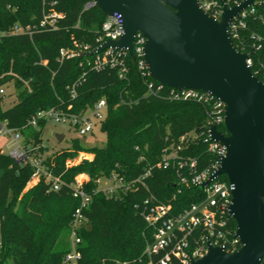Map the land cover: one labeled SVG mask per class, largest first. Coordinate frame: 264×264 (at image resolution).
<instances>
[{
  "label": "trees",
  "instance_id": "1",
  "mask_svg": "<svg viewBox=\"0 0 264 264\" xmlns=\"http://www.w3.org/2000/svg\"><path fill=\"white\" fill-rule=\"evenodd\" d=\"M220 1V0H217ZM92 0H0V32L15 26L35 25L44 13H62L57 31H36L32 35H6L0 39V86L13 81L9 72L30 81L32 93L20 91L13 84L16 103L3 110L0 97V120L18 131L23 146L35 158L48 153L42 132L29 121L40 111L57 110L67 116H78L92 109L100 100L106 103V115L99 129L106 136L103 147L83 148L79 140L69 148L47 156L41 165L60 181L52 190V182L44 177L24 193L35 173L30 163L19 164L0 151V264H63L71 251V223L81 200L73 195L76 178L86 175L84 191L91 197L84 209L85 224L77 231L80 258L77 264H144L147 243L154 229L143 217L146 200L170 205L178 214L205 199L199 187L179 183L178 173L187 174L178 159L197 161V171L214 161L205 139L208 134V104L196 100H171L172 89L159 86L138 67L130 56L125 59L127 73L94 68V56L81 57L85 47H98V37L106 16L96 7L86 9ZM264 5L247 17L246 27L233 39L235 47L248 54L252 73L264 81ZM260 37L258 41L256 38ZM259 47V48H258ZM69 54L60 60V51ZM72 54V55H70ZM4 76V77H3ZM3 77V78H1ZM155 85L150 94L148 85ZM225 132L224 126L218 127ZM177 153L167 168L156 165L163 153ZM91 153V160L67 167L81 153ZM144 185L137 183L146 171ZM116 174L129 190L114 195L99 191L97 181ZM228 182L226 177L220 179ZM136 182V183H135ZM19 204L21 212L15 211ZM230 239L236 223L229 221ZM238 250L240 245H237ZM264 264V260L263 263Z\"/></svg>",
  "mask_w": 264,
  "mask_h": 264
},
{
  "label": "water",
  "instance_id": "2",
  "mask_svg": "<svg viewBox=\"0 0 264 264\" xmlns=\"http://www.w3.org/2000/svg\"><path fill=\"white\" fill-rule=\"evenodd\" d=\"M255 0L223 6L219 19L205 12L199 0H92L105 16L122 18V35L97 49L81 53L92 57L108 49L126 51L135 62V36L146 38L143 59L148 76L160 85L195 90L226 105V135L208 125L210 140L226 154L210 179L225 176L232 188L229 216L236 223L240 249L227 253L207 245V253L189 264H262L264 260V82L247 63L249 55L234 45L229 27ZM58 142L64 137L56 135Z\"/></svg>",
  "mask_w": 264,
  "mask_h": 264
},
{
  "label": "built area",
  "instance_id": "3",
  "mask_svg": "<svg viewBox=\"0 0 264 264\" xmlns=\"http://www.w3.org/2000/svg\"><path fill=\"white\" fill-rule=\"evenodd\" d=\"M244 1L245 0H199V3L205 12L209 13L214 18L219 19L223 13L224 4L228 8H232ZM262 5H264V0H255L251 6L242 11L239 17H235L232 20L229 27L232 39H239V31L246 27L245 20L247 17L253 16L256 13L257 6ZM92 7L93 2L86 5V9ZM62 17V13L56 11L44 13L40 21L35 25H17L7 33L0 32V39L6 35H32L36 31H57L59 29V20ZM262 22L264 23V19ZM122 24L123 21L119 14L115 13L111 16H106V20L102 25L97 40L98 47L108 40H117L123 33ZM256 39L258 41L261 40L260 37ZM145 43V36L138 33L133 42V51L139 69L141 71H146L148 75L147 66L143 59V48ZM90 51L89 47H85L78 53V55ZM68 54L67 51L61 50L60 60H63ZM128 56L129 54L126 51L108 49L94 55V68L96 70H101L106 67L111 69L116 68L119 70L120 78H124L127 73L125 59ZM247 63L252 66L250 56ZM7 76L13 77V81L0 86V97L6 95L5 87L11 83L15 84L16 81H19L21 85L19 91L32 93L30 81H25L12 72H9ZM158 85L157 90L164 87L159 83ZM148 90L150 94H155V85L150 83L148 85ZM169 98L176 101L196 100L208 104V125L213 124L217 129L220 126H224L226 105L221 100L204 92L191 89L182 91L172 89ZM105 115L106 103L104 100H100L92 109L78 116H67L64 113L53 109L40 111L31 118L29 125L34 129H38V123L41 120L46 122L50 119L56 122L70 121L79 136H86L93 132L95 125L100 126ZM224 134L226 135V133ZM0 135L12 136L14 140L18 142L17 147L12 150L10 154L12 159L19 164L30 163L35 167V173L32 176L31 181L36 184L42 177H44L47 181L52 182V190L57 191L59 189L60 181L49 175L41 163L31 160L28 150L24 146L19 145V142L23 140L21 134L15 129L10 128L6 121L0 120ZM205 143L209 145L208 150L210 154L213 155L214 161L202 170H196L197 161L194 159H178L176 161L178 167L182 171H188L187 174L178 173L179 183L185 187H199L204 190L205 199L201 203L194 204L189 209L174 214L170 205L157 204L153 202V198L145 201L144 210L142 211L141 216L147 227H152L154 229V235L153 240L146 245L144 255H146L148 261L144 264H189L191 259H199L207 253V245L209 242L213 246L225 249L227 253L238 251L237 245L239 242L235 237V234L233 238L230 239L231 232L229 221L233 219L229 216V206L232 198V188L229 182L221 181V177H219L212 180L206 187H201L202 184L207 182L219 169L221 158L225 156L226 150L221 143L210 140L209 132L205 139ZM166 152L167 150L163 153L162 161L156 165L158 168L165 169L169 167L170 161L174 160L177 156V153ZM66 166L71 167L72 161H68ZM150 171L151 170L146 171V173L138 178L136 182L144 185V180L150 175ZM84 183L85 181L76 178V181L72 186L73 195L81 200V206L76 209L74 213V218L71 223V251L66 254L63 264H77L80 258V253L77 250V246L80 244V239L77 237V231L85 224L83 211L91 202V197L83 189ZM97 184L99 191L109 196L114 195L119 190L126 191L131 188V185H126V183H124V181L116 174H113L107 179H99Z\"/></svg>",
  "mask_w": 264,
  "mask_h": 264
},
{
  "label": "rangeland",
  "instance_id": "4",
  "mask_svg": "<svg viewBox=\"0 0 264 264\" xmlns=\"http://www.w3.org/2000/svg\"><path fill=\"white\" fill-rule=\"evenodd\" d=\"M5 92H6V95L4 96V99L2 102L3 110L10 108L11 106H13L14 103H16L17 93H18V91L14 89L12 83L9 84L7 87H5ZM56 135H61L64 137L61 143L58 142ZM42 139H43V144L49 149L48 153L37 154L36 159L30 156L31 160L38 161L39 163H41L47 156H49L53 152H56L60 149L71 147L72 141L75 139H78L81 147L86 148V149L94 148V147L101 148L106 143V136L104 133L100 131L99 125L94 126L92 133L86 136H79L70 121L56 122L52 119L47 121L46 126L44 127L43 132H42ZM17 144L18 142H16L12 136L0 135L1 153L10 155L12 150H14L17 147ZM19 145L23 146V140L19 142ZM92 157H93V154L83 152L79 154V156L75 160L72 161V166L78 165L83 159L91 160ZM223 177L225 176H222L221 178ZM77 178L81 180L79 176ZM33 185H34V182L30 181L24 193L27 192ZM15 211H17L18 213L21 212L19 204L15 205ZM71 264H74V263H71Z\"/></svg>",
  "mask_w": 264,
  "mask_h": 264
},
{
  "label": "crops",
  "instance_id": "5",
  "mask_svg": "<svg viewBox=\"0 0 264 264\" xmlns=\"http://www.w3.org/2000/svg\"><path fill=\"white\" fill-rule=\"evenodd\" d=\"M0 175H1V172H0ZM79 177L81 178V181H85V182L88 181V177L86 175H81ZM34 185H35V183H34Z\"/></svg>",
  "mask_w": 264,
  "mask_h": 264
}]
</instances>
